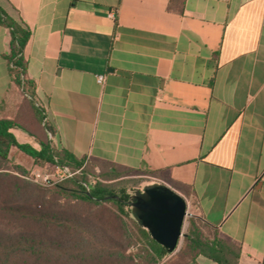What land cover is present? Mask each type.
Segmentation results:
<instances>
[{
    "label": "crops",
    "instance_id": "0c3cea01",
    "mask_svg": "<svg viewBox=\"0 0 264 264\" xmlns=\"http://www.w3.org/2000/svg\"><path fill=\"white\" fill-rule=\"evenodd\" d=\"M169 2L0 6L32 30L28 74L55 147L190 190L197 216L241 246L238 264H264V0H185L183 13ZM10 39L0 24V118L22 98ZM189 264L219 263L200 255Z\"/></svg>",
    "mask_w": 264,
    "mask_h": 264
},
{
    "label": "trees",
    "instance_id": "16d2710c",
    "mask_svg": "<svg viewBox=\"0 0 264 264\" xmlns=\"http://www.w3.org/2000/svg\"><path fill=\"white\" fill-rule=\"evenodd\" d=\"M184 6L185 0L169 2V9L179 13L184 12ZM0 24L6 26L11 34L10 49L5 55L9 74L26 96V101L12 118H0V264H189L200 255L219 264H238L241 246L222 236L216 227L199 216L189 219L183 245L168 263L161 262L167 254L166 248L132 217L145 245L144 253L137 256L128 253L130 244L118 238L119 233H122V237L129 234L126 221H121L123 229L119 227V230L113 231L97 215L56 207L49 200L54 194H59L60 197L71 196L93 205L113 201L128 217L131 213L124 208L128 195L117 194L110 185L102 183L95 184L87 191L85 185L77 180H72L77 188L71 189V192H67L63 186L45 190L23 177L26 169L13 164L10 159L13 147H18L39 165H61L74 169L84 165L91 169L103 163L110 167L103 172L108 179L115 177L113 171L117 168H130L95 158H79L66 149L55 147L48 139L49 133L54 130L46 120L45 109L38 104L36 82L28 74L25 49L32 30L23 19L13 17L1 6ZM14 126L27 130L41 147L19 142L11 131ZM35 126L41 128L43 137L34 133ZM184 190L186 195L191 196L190 190ZM192 199L196 206L195 199ZM117 216L121 218V215ZM3 218L21 219L31 224L10 229Z\"/></svg>",
    "mask_w": 264,
    "mask_h": 264
},
{
    "label": "rangeland",
    "instance_id": "374dc122",
    "mask_svg": "<svg viewBox=\"0 0 264 264\" xmlns=\"http://www.w3.org/2000/svg\"><path fill=\"white\" fill-rule=\"evenodd\" d=\"M21 97L22 98L19 107L26 101V96L22 94ZM34 133L39 135L38 137L44 136L41 128H38L37 126L34 127ZM48 139H51L50 134L48 136ZM32 140L33 141L31 143H22L35 145L37 148L41 147L40 143L37 142L34 137ZM10 159L13 164L22 165L26 169L27 173L23 175L26 180L41 185V187H43L45 190H53L63 186V188H65L67 192H71V189L77 188L72 180H77L78 182H81L83 185H85L87 191H89L90 188H93L95 184L102 183L110 185L117 194L128 195L127 202H125L124 206L125 211H129L131 213V216L128 217L122 214L118 206L113 201H106L101 205H93L87 201L84 202L81 200H77L71 196L60 197L59 194H54V197H51L52 199L50 198L49 200H51L52 204H54L56 207H64L72 210L75 209L81 213L84 212V214L88 213L92 214L93 216L97 215L99 218H102L104 223L107 224L113 231H115V229L119 230V227H122L123 229L124 225L121 226V221H126L128 227L127 233L129 234H127L125 237H122V233H119L118 238L120 237V240L125 244H130L127 250L128 253L136 256L139 253H144L143 247L145 245V242L143 240V237L140 236L137 227L132 219V217H134V206L130 203V201L133 200V197L136 194L144 193L147 186L154 185L156 183H162L159 177H157L160 174L147 169L117 168L113 171V175L115 177L108 179V177L103 172L110 167L104 165L103 163H100L98 165L90 167L91 169H87V167H85L84 165L76 169L69 167V170L72 172V175L69 176L63 170H60L58 168V165L37 164L33 158L21 151L18 147L13 148L12 153H10ZM45 177H48L49 180L45 179ZM183 196L188 202L189 214L187 215L183 226V230L187 232L189 219L191 217L198 216L196 214V206L193 203L192 197L186 194ZM94 207L99 208L94 209ZM117 215H121V218L118 219ZM3 221L7 223L6 227L10 229H14V227H17L21 224H31V222L16 218H3ZM183 242L184 236L181 238L177 249L173 252H167L161 262L168 263L170 259L180 251Z\"/></svg>",
    "mask_w": 264,
    "mask_h": 264
},
{
    "label": "water",
    "instance_id": "95a60500",
    "mask_svg": "<svg viewBox=\"0 0 264 264\" xmlns=\"http://www.w3.org/2000/svg\"><path fill=\"white\" fill-rule=\"evenodd\" d=\"M130 203L139 224L148 229L168 253L175 251L186 235L183 230L189 214L186 198L167 184L156 183L147 186L144 193L136 194Z\"/></svg>",
    "mask_w": 264,
    "mask_h": 264
},
{
    "label": "built area",
    "instance_id": "2783aa9c",
    "mask_svg": "<svg viewBox=\"0 0 264 264\" xmlns=\"http://www.w3.org/2000/svg\"><path fill=\"white\" fill-rule=\"evenodd\" d=\"M111 15H113V13H111ZM104 79L103 75H98L97 76V81L98 82H102ZM58 168L60 170H63L65 173H67V175H72V172L69 170V168L67 166H61V165H58ZM45 179L49 180L48 177H45Z\"/></svg>",
    "mask_w": 264,
    "mask_h": 264
}]
</instances>
